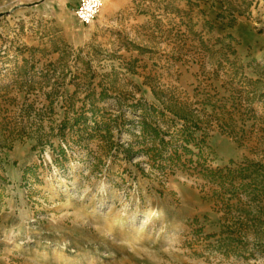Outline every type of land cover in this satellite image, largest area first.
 <instances>
[{
	"label": "rangeland",
	"instance_id": "obj_1",
	"mask_svg": "<svg viewBox=\"0 0 264 264\" xmlns=\"http://www.w3.org/2000/svg\"><path fill=\"white\" fill-rule=\"evenodd\" d=\"M0 0V264H264V0Z\"/></svg>",
	"mask_w": 264,
	"mask_h": 264
},
{
	"label": "built area",
	"instance_id": "obj_2",
	"mask_svg": "<svg viewBox=\"0 0 264 264\" xmlns=\"http://www.w3.org/2000/svg\"><path fill=\"white\" fill-rule=\"evenodd\" d=\"M103 0H77L73 15L82 25H89L100 13Z\"/></svg>",
	"mask_w": 264,
	"mask_h": 264
},
{
	"label": "bare ground",
	"instance_id": "obj_3",
	"mask_svg": "<svg viewBox=\"0 0 264 264\" xmlns=\"http://www.w3.org/2000/svg\"><path fill=\"white\" fill-rule=\"evenodd\" d=\"M90 24H91V23H90ZM90 24H89V25H90Z\"/></svg>",
	"mask_w": 264,
	"mask_h": 264
}]
</instances>
